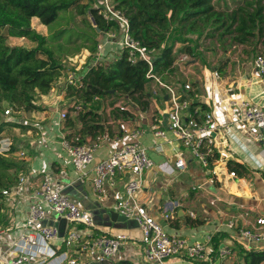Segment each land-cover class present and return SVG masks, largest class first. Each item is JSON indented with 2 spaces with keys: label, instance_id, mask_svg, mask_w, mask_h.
Masks as SVG:
<instances>
[{
  "label": "crops",
  "instance_id": "crops-1",
  "mask_svg": "<svg viewBox=\"0 0 264 264\" xmlns=\"http://www.w3.org/2000/svg\"><path fill=\"white\" fill-rule=\"evenodd\" d=\"M260 1L213 0L216 11L225 15L238 12L237 21L228 31L227 26L216 25L209 36L205 32L198 42L197 56L192 57L191 61L181 62L179 58L183 53L179 54L174 63V72L167 73L162 79L176 84L178 92L190 98L191 106H194V110L191 107L192 116L202 118L212 111L219 122H234L230 130H220L214 134L217 151L210 167L204 168L171 133H168V140H164L151 132L150 126L154 120H158L162 128L167 127L170 106L169 97L166 99L168 94L156 82L151 81L147 86V108L137 104L128 106L127 113L132 116L131 126L146 130L141 143L156 164L144 173V188L138 194L139 201L170 235L207 242L214 251L213 256L219 249L231 250V255L216 264H245L244 257L248 251L264 249V244L251 243L239 233L240 229L249 227L256 218H264V174L260 172L256 160L262 147L254 139L257 132L254 124L239 121L241 117L231 106L232 100L246 99L264 108V85L254 67L255 56L264 55V10L256 23H252L249 17L256 13L258 4L264 7V0ZM243 18L247 20L248 28L240 32L237 28ZM182 46L178 44L176 50ZM188 82L192 84V91L183 88V84ZM63 97V91L59 96L51 91L42 96V104L37 102L47 111L27 113V117L47 122L38 123L42 129L40 137L33 138L31 131L25 135L28 141L24 144L29 142L30 151L26 160L23 159L26 165L23 175L28 177L29 186L20 194L3 197V212L10 221L8 228L25 221L30 192L39 186L42 175L49 173L55 178L58 187L69 191V194L81 196L80 200L70 197L92 211L99 234L127 237L116 264H145L141 230L135 222L123 220L115 208L116 193L128 176L118 177V186L115 189L107 187L104 200L100 201L94 189L90 191L92 184L86 183L84 188L74 187L79 182V176L61 144L63 137L71 138L74 134L81 135L84 142L102 135L103 143L96 154V163L108 158L116 147L115 138L120 133L119 121L123 119L119 106H126L128 102L115 98H95L99 100L100 106L97 120L87 116L84 121H80L73 114V120L62 124L63 120H58L56 115L49 116L48 108L57 110L58 101L63 100ZM95 105V102H88L85 106L87 110H92ZM181 158L186 163L184 170H177L172 175L160 170L159 165L169 163L175 166ZM233 172L235 177L231 175ZM166 215L170 218H166ZM231 220H237L239 230L231 231L228 228L227 224ZM48 223L59 227L62 235L73 227L64 219L54 218ZM20 234L21 230L17 228L12 238ZM10 238L8 236L7 240ZM54 245H60V242ZM85 263L108 264L96 260L95 256H86ZM169 264L193 263L175 258Z\"/></svg>",
  "mask_w": 264,
  "mask_h": 264
},
{
  "label": "built area",
  "instance_id": "built-area-1",
  "mask_svg": "<svg viewBox=\"0 0 264 264\" xmlns=\"http://www.w3.org/2000/svg\"><path fill=\"white\" fill-rule=\"evenodd\" d=\"M105 20L118 21L119 32L105 33L104 42L98 46L103 51L107 45L121 48L127 52L130 64L139 61L149 66L147 78L158 84L169 97V115L167 127L160 126L158 120L150 126L151 132L159 138L168 140V133L186 149L204 167L208 168L216 156V142L214 134L220 130H230L234 122H219L215 114L210 111L202 118L191 115V100L187 95L178 92L176 84L161 80L155 73L154 61L157 51L149 49L133 38L130 33L129 19L117 11L112 0H101ZM98 54V59L100 58ZM181 62H188L192 57L188 54L180 55ZM254 67L264 85V55L257 54ZM84 75V74H83ZM70 73L67 84L75 88L83 87L82 76ZM185 91H192V84H183ZM120 105L121 113L128 112V106ZM231 106L238 114L239 121L253 123L257 129L254 139L261 143V152L256 160L260 172L264 174V108L258 107L250 100H232ZM70 107L77 113L84 111L81 104L73 103ZM6 114H11L7 109ZM68 111L60 113L65 120ZM132 116L119 121L120 133L116 136V147L108 158L96 163V154L103 143V136L97 135L88 142L82 140L81 135L74 134L71 138H62V147L72 159L79 181L84 185L92 184V188L100 201L104 200L107 187L115 189L118 186L117 178L123 175L128 180L116 193L115 208L128 221L135 222L142 233V256L145 264H169L172 259L178 258L193 264H216L231 255V250L222 248L214 255V251L207 242L190 241L187 238L170 235L141 204L138 194L144 188V173L156 166L148 155L147 149L141 143L146 130L139 126H131ZM171 141H168L170 143ZM9 150V148H8ZM6 150V151H8ZM160 170L172 175L177 170H184V159H178L175 166L169 163L159 165ZM235 177V173H231ZM29 186L28 177L20 178L12 190H3L1 195L11 196L20 194ZM30 205L25 221L11 227H0V264H86V256H95V259L108 264H116L120 249L127 239L124 235L108 236L99 234L98 226L92 211L75 202L65 191L57 186L53 175H42L41 183L30 192ZM194 216L193 213L190 214ZM64 219L73 227L62 235L59 227L48 223L50 219ZM166 218H170L166 215ZM231 231L239 230L237 220L227 224ZM82 227V228H80ZM21 234L12 238L15 229ZM241 237L257 245L264 244V218H256L249 227L240 229ZM10 236V240L7 237ZM60 242V245H54ZM63 246L65 250L62 251Z\"/></svg>",
  "mask_w": 264,
  "mask_h": 264
},
{
  "label": "trees",
  "instance_id": "trees-1",
  "mask_svg": "<svg viewBox=\"0 0 264 264\" xmlns=\"http://www.w3.org/2000/svg\"><path fill=\"white\" fill-rule=\"evenodd\" d=\"M100 1L0 0V140L8 128L27 132L37 130V127L23 120L5 121L3 117L7 109H4V105L8 104V109L16 112L44 111L45 108L37 103L35 96L50 94L54 83L64 74L62 55L58 53L64 52V49L66 52L71 49L72 53H78L85 48L90 53L84 70L76 74H84L81 81L83 87L74 89L79 98L95 102L96 105L92 110H87L85 106L84 111L77 116L78 120L84 121L87 116L97 120L100 106L99 100L95 98L119 100L125 97L127 102L148 107L147 86L151 82L147 78L149 66L143 61L130 64L127 52L121 48L114 50L115 47L107 45L103 51L98 50L101 43L99 35L120 30L117 20H105L102 13L104 7ZM112 4L129 19L133 38L157 51L154 69L161 80L167 73L174 72V63L179 54L197 56L198 42L205 32L209 36L216 25L227 26L228 31L238 18V12L225 15L216 11L213 0H112ZM72 9L83 17L87 29L49 28L55 32L47 36L32 26V19L38 18L42 25L49 27L59 18L60 12L71 13ZM263 10L264 7L258 4L256 13L249 16L252 23L261 18ZM66 19L68 18H63ZM73 19L72 16L71 20ZM247 28V20L243 18L237 31ZM177 30L179 34L175 37L173 32ZM11 37L27 39L35 46H11L8 44ZM79 38L82 42L76 45ZM177 43L183 45L179 50H176ZM98 54L101 55L99 59ZM70 87L72 89L73 86ZM129 116V113L123 112V118ZM16 151L15 146H10L5 153L0 152V227L10 225L3 212L4 198L1 192L12 190L18 184L20 175L26 173L24 162L10 157ZM215 247L217 250L218 243ZM244 262L264 264V249L248 251Z\"/></svg>",
  "mask_w": 264,
  "mask_h": 264
},
{
  "label": "rangeland",
  "instance_id": "rangeland-1",
  "mask_svg": "<svg viewBox=\"0 0 264 264\" xmlns=\"http://www.w3.org/2000/svg\"><path fill=\"white\" fill-rule=\"evenodd\" d=\"M220 1L223 2V0H220ZM233 1L234 2H240V0H233ZM262 1L263 0H261L260 2H262ZM100 4H101V1H100ZM220 4L222 5V3H220ZM72 11L73 12H71V13L67 12V11L60 12L59 18L49 27L42 25L38 18H33L32 19V26H33V28H35L36 30H38L39 32H41L47 36H50L53 32H55V31L50 30L53 28L55 30L62 29L64 27H67V28L73 27V29H74V27H79V28H82L84 30L87 29V26L83 22V17L78 15V13L75 9H72ZM72 16L74 17L73 21L71 20ZM64 17H67L68 19L63 20ZM173 34L175 37L178 36V34H179L178 30L174 31ZM205 36H207V35H205ZM104 37H105L104 34L99 35L98 40L101 41V43H103ZM81 42H82V39L79 38L78 43L76 45L80 44ZM8 44L11 46H23L26 48H32L35 46L34 43L30 42L27 39L14 38V37L9 38ZM178 44H180V43L176 44V48H177ZM115 49H116V47L114 48V50ZM66 51H67L66 49H64V52L58 51V53L60 55H62V60H63L64 66H65V70H64V74L59 78V80L54 83L53 88L51 90L52 93H56L58 96L63 91L64 97H63V100L58 101L59 105H58L57 110L53 109L52 107H51V109L48 108L49 116L50 115H53V116L56 115L58 120H62L59 117V113H61L64 110L68 111L67 118L62 121V124L63 123L68 124L69 121L73 120V114L75 116L79 115L70 107V105H72L74 102L77 104H81L84 107H85V105H88V102L85 99L79 98V96L76 94L75 89H74L75 87H72V89H71V87L67 84V76L70 73L79 74L80 72H82L84 70L86 64L89 61L90 53L85 48H82L78 53H72L71 49H69V52H66ZM35 97H36L37 102L40 101L41 104H42V102H44V101H42L43 99H42L41 95L36 94ZM120 100L127 102V99L125 97H123ZM8 108H10L8 106V104H5L4 109L6 110ZM45 111H47V110H44L41 112L44 113ZM36 113H40V112H36ZM27 116L28 115L25 112H16V111L11 110V114H6L4 112L3 119L5 121L23 120V122L32 123L33 125L37 126V130L35 132L31 131L32 132L31 136L33 138L40 137L42 134V129L39 127L38 123H43V122L45 123V122H47V120L42 121V119L38 120V119L30 118ZM27 134H29L27 131H23V130L18 129V128H8L5 131V134L2 136V139L0 140V152L5 153L6 150H8V148H10V146H15L17 151L15 153L11 154L10 157L15 161L25 162V160H26L25 157L28 156L29 151H30L29 150V147H30L29 142H28V144H26V143L24 144V142L28 141V139L25 137V135H27ZM23 153H25V154H23ZM23 159H25V160H23ZM22 177H25V175L21 174L18 180H20V178H22ZM141 238H142V236H141Z\"/></svg>",
  "mask_w": 264,
  "mask_h": 264
},
{
  "label": "water",
  "instance_id": "water-1",
  "mask_svg": "<svg viewBox=\"0 0 264 264\" xmlns=\"http://www.w3.org/2000/svg\"><path fill=\"white\" fill-rule=\"evenodd\" d=\"M114 92V91H113ZM166 99H168V96H166ZM84 184L83 183H81L80 181L79 182H77L76 183V185L74 186L76 189L79 187H83L84 188ZM90 187H91V190L90 191H92L93 190V188H92V186L90 185ZM66 194H68L69 196H73V197H76L78 200H80V199H82L81 198V196H77V194H72V193H70L69 194V191L68 192H65ZM88 195V194H87ZM88 197V196H87ZM82 202V204L84 205V202L83 201H81ZM85 206V205H84ZM86 209H88V210H90L89 208H87V207H85ZM122 218H123V220H125V221H128L125 217H123V216H121ZM105 263H107V262H105Z\"/></svg>",
  "mask_w": 264,
  "mask_h": 264
}]
</instances>
